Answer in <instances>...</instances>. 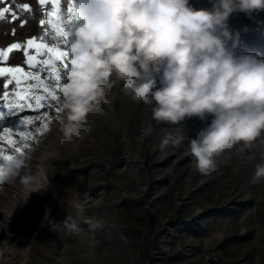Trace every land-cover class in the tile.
I'll return each mask as SVG.
<instances>
[{
    "label": "rangeland",
    "instance_id": "rangeland-1",
    "mask_svg": "<svg viewBox=\"0 0 264 264\" xmlns=\"http://www.w3.org/2000/svg\"><path fill=\"white\" fill-rule=\"evenodd\" d=\"M189 2L210 9L213 0ZM20 3L33 11L21 12ZM3 7L29 22L22 28L6 14L0 46L41 34L37 0H0ZM228 25L240 34L238 55L264 58V11L234 13ZM22 58L14 52L11 63ZM111 92L115 98L101 105L104 115L91 114L81 137H66V117L53 110L43 134L36 131L40 121L21 129L35 137L24 155L0 141V151L14 157L0 160L6 175L20 161L18 172L35 175L42 188L29 195L19 179L0 181V264H264V182L251 183L264 156V134L221 153L215 169L202 173L189 141L211 115L170 125L153 120L151 106L131 100L119 86ZM168 132L183 133L185 140L161 150ZM12 139L23 147L19 133ZM66 218L78 233L68 231Z\"/></svg>",
    "mask_w": 264,
    "mask_h": 264
},
{
    "label": "clouds",
    "instance_id": "clouds-1",
    "mask_svg": "<svg viewBox=\"0 0 264 264\" xmlns=\"http://www.w3.org/2000/svg\"><path fill=\"white\" fill-rule=\"evenodd\" d=\"M75 11L79 23L68 32L70 58L59 88L66 137H81L91 114L104 115L101 105L115 98L114 84L151 106L157 122L212 116L189 141L202 173L215 169L221 153L264 134V58L238 55L240 34L228 25L234 13L264 11V0H213L210 9H196L189 0H75ZM184 140L183 133L168 132L160 148ZM20 165L14 162L0 179H19L29 195L41 190L35 175L18 172ZM262 182L264 156L251 178ZM63 223L71 233L80 231L69 218Z\"/></svg>",
    "mask_w": 264,
    "mask_h": 264
},
{
    "label": "snow or ice",
    "instance_id": "snow-or-ice-1",
    "mask_svg": "<svg viewBox=\"0 0 264 264\" xmlns=\"http://www.w3.org/2000/svg\"><path fill=\"white\" fill-rule=\"evenodd\" d=\"M37 3L44 17L38 21L41 34H32L23 40L0 46V141H6L10 150L19 155H24L25 149L31 146L27 141L35 139L30 132L21 129L40 121L42 127L36 131L43 134L51 123L50 112L54 110L56 117L63 114L59 88L70 58L67 29L77 20L75 0H66V9L62 0H37ZM17 8L24 13L33 11L29 3H20ZM8 13H11L12 20H20L16 11L3 7L0 8V21H4ZM28 22L27 19L20 20V27ZM15 33L13 28L11 34L15 36ZM14 52L22 53L20 63H11ZM29 112L36 115L26 114ZM17 133L23 147L15 146L12 138ZM13 159L12 155H4L0 151V160L11 163ZM5 175V168L0 166V177Z\"/></svg>",
    "mask_w": 264,
    "mask_h": 264
}]
</instances>
